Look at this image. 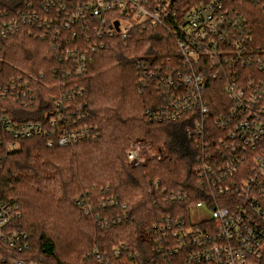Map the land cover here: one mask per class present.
I'll use <instances>...</instances> for the list:
<instances>
[{
	"label": "built area",
	"instance_id": "obj_1",
	"mask_svg": "<svg viewBox=\"0 0 264 264\" xmlns=\"http://www.w3.org/2000/svg\"><path fill=\"white\" fill-rule=\"evenodd\" d=\"M247 1L258 5L264 17V0ZM55 5L50 19L39 17ZM29 9L31 3L18 13L22 23H39L53 30L54 37L59 33L63 37L57 53L61 68L54 74L63 79L60 88L66 95L84 93L78 84L64 90L70 82L64 79L86 77L112 36L124 40L133 28L150 23L174 38L178 53L174 62L169 58L154 69L143 62L136 65L138 93L147 88L157 93V101L144 111L147 121L178 124L176 138L189 160L182 191L168 195L171 202L188 206L153 225L152 258L147 262L264 264V22L229 0H207L181 16L173 10L172 0H46L36 11ZM2 26L3 37L19 30L15 21ZM211 83L216 84V99L210 96ZM87 118L82 104L73 111L59 97L42 121L16 123L0 116V135L12 139L8 149L16 147L15 140L33 136L44 137L48 146L56 142L65 147L99 137ZM165 155L163 147L137 140L126 158L139 167ZM159 186L157 180L154 188ZM195 208L206 209L210 217L192 222L190 211ZM19 218L15 203L0 202V242L15 253L29 246L27 235L10 227ZM123 254L129 255L130 264H142L127 243L93 253L99 264H114L111 259ZM0 264L39 263L2 257Z\"/></svg>",
	"mask_w": 264,
	"mask_h": 264
},
{
	"label": "trees",
	"instance_id": "obj_2",
	"mask_svg": "<svg viewBox=\"0 0 264 264\" xmlns=\"http://www.w3.org/2000/svg\"><path fill=\"white\" fill-rule=\"evenodd\" d=\"M44 1L0 0V116L16 123L42 121L54 110V98L64 97L73 111L83 105L99 137L62 147L56 142L48 146L44 137L33 136L15 140L16 147L8 149L12 139L0 135V202L18 206L20 218L10 227L25 233L29 243L26 251L15 253L0 242V258L99 264L94 251L104 253L127 243L136 259L147 264L152 258L153 225L188 206L171 202L168 195L182 191L189 160L176 138L178 124L147 121L144 111L157 101V93L152 88L138 93L136 65L143 62L154 69L169 58L174 62L178 56L175 40L164 28L150 23L133 28L124 40L112 36L109 48L90 66L86 77L64 79L70 81L64 90L68 85L75 89L77 84L84 89L81 97L78 92L66 95L61 90L63 79L54 74L61 68L57 56L61 33L54 37L53 30L39 23L24 24L18 15L27 10V4L33 5L28 10L32 13ZM206 1L172 0V8L181 16ZM229 3L247 8L264 22L258 5L247 0ZM55 9L56 5L39 17L50 19ZM12 21L19 30L3 37V23ZM210 87V96L216 99V84ZM137 140L163 147L166 155L131 166L126 153ZM157 180L160 186L154 188ZM114 200L117 205H111ZM111 262L130 264L129 255Z\"/></svg>",
	"mask_w": 264,
	"mask_h": 264
},
{
	"label": "rangeland",
	"instance_id": "obj_3",
	"mask_svg": "<svg viewBox=\"0 0 264 264\" xmlns=\"http://www.w3.org/2000/svg\"><path fill=\"white\" fill-rule=\"evenodd\" d=\"M209 217H210L209 212L204 208L202 209L195 208L190 211V220L192 222H199L201 220L208 219Z\"/></svg>",
	"mask_w": 264,
	"mask_h": 264
}]
</instances>
